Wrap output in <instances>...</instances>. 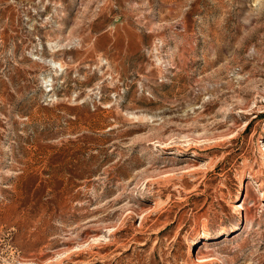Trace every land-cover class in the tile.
I'll return each instance as SVG.
<instances>
[{"label": "rangeland", "instance_id": "rangeland-1", "mask_svg": "<svg viewBox=\"0 0 264 264\" xmlns=\"http://www.w3.org/2000/svg\"><path fill=\"white\" fill-rule=\"evenodd\" d=\"M0 264H264V0H0Z\"/></svg>", "mask_w": 264, "mask_h": 264}, {"label": "bare ground", "instance_id": "bare-ground-1", "mask_svg": "<svg viewBox=\"0 0 264 264\" xmlns=\"http://www.w3.org/2000/svg\"><path fill=\"white\" fill-rule=\"evenodd\" d=\"M238 227H239V226H238ZM203 260H205V258H204Z\"/></svg>", "mask_w": 264, "mask_h": 264}]
</instances>
